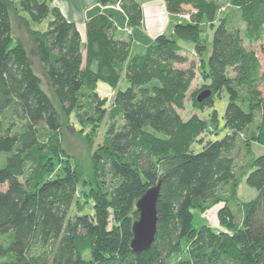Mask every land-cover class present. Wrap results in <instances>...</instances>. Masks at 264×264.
<instances>
[{
  "label": "trees",
  "instance_id": "obj_1",
  "mask_svg": "<svg viewBox=\"0 0 264 264\" xmlns=\"http://www.w3.org/2000/svg\"><path fill=\"white\" fill-rule=\"evenodd\" d=\"M227 1L243 32L230 30L214 0H164L167 12L185 15L187 23L130 59L132 41L116 38L108 16L88 21L83 43L76 26L45 0H0V264H264V156L238 175L234 157L243 138L244 147H264V73L244 46L263 39L264 0ZM97 2H119L127 27L140 25L141 7L133 0ZM13 14L26 26L51 95L13 35ZM202 22L216 25L211 51L200 59L210 97L194 106L212 109L222 92L228 102L226 132L195 151L207 123L179 114L195 79L194 63L181 67L188 58L180 43L194 44L202 56ZM43 23L44 30L31 26ZM98 83L116 91L109 108ZM69 118L84 129L108 121L88 180L63 146ZM210 118L215 126V111ZM242 178L257 193L245 203L236 196ZM158 185L154 241L135 253V204ZM82 198L92 202L91 215L75 211ZM219 204L222 231L195 230L192 211Z\"/></svg>",
  "mask_w": 264,
  "mask_h": 264
},
{
  "label": "rangeland",
  "instance_id": "obj_2",
  "mask_svg": "<svg viewBox=\"0 0 264 264\" xmlns=\"http://www.w3.org/2000/svg\"><path fill=\"white\" fill-rule=\"evenodd\" d=\"M218 6L220 7V11L222 14L219 15V17L227 15L229 27L230 30H239L240 32H243L245 29V24L240 21L239 18V12L236 10L230 8L228 6L227 0H214ZM20 13V12H19ZM25 16V14H21ZM185 16V15H184ZM218 17V18H219ZM185 19L187 20L186 16ZM181 20L183 23H187L186 20ZM46 23H43L41 25H31L32 28L38 29V30H44V25ZM215 27H211L210 25L206 24V22H202L200 24L201 28V34H200V44L202 45V50L205 51L202 56H199L195 52V45L189 44V43H180V46L182 47V54L186 55L188 58V63L181 67H188L189 63H194L195 66V79L191 83L190 89L187 93L186 101L184 103V109L179 112L180 116L183 120H187L192 115H197L201 119L205 120L207 123V129L203 133V135L200 137L199 142L195 145L194 149L195 151L202 149L208 141H213L215 139L221 138L223 134L226 132L223 126V113L225 110V107L227 105L228 99L227 95L225 93H221L218 96H214L213 98V108L212 109H198L194 106V100L197 99L198 95L204 92V89H202V86L208 83L204 82L202 79V68L200 67V59L205 60L210 51H211V44H212V38L213 33L215 30ZM13 35L16 39L20 40L26 47L28 51V55L30 58V61L32 63L33 69L35 73L40 77L42 86L48 92L50 95L51 90L49 88L48 81L44 74L42 73L35 53L34 49L32 47V42L29 38L28 32L26 30V26L24 25L22 19L18 16H15L13 14ZM244 46L253 52H255L258 61L261 65V70L264 73V35L263 39L260 42L257 43H248L244 42ZM127 86L125 83L121 82L118 86L119 89H125ZM261 93L262 97L264 98V82L261 85ZM116 91L112 90L108 85L103 83H98L97 85V93L101 98H106L108 100L105 107L109 108L111 105L112 97L114 96ZM212 111L216 112V124L213 126L211 123V113ZM108 121L105 119L102 121L97 127L95 128H85L80 127V125L73 119L69 118L67 120V123L65 124L64 130H63V136H62V142L63 146L65 147V150L67 153L76 160L85 177V180H88L91 176V155L93 150L102 142L105 130L107 128ZM87 138H89V141L91 142V147L89 146L87 141ZM244 139V138H243ZM243 139L241 140L242 145H240L239 151L234 154L235 162H236V173L240 172L241 166H246L251 159L257 158L259 156H264V147L259 146L257 143H251L249 146L244 147L243 146ZM5 164V154L0 153V168ZM237 199L240 203L249 202L256 198L257 193L256 190L247 186L245 183V178H242L237 186V192H236ZM83 199V198H82ZM80 200L79 206H76L77 214H92L91 210V204L92 202H86V200ZM221 207V204L212 206L210 209L206 210L205 212L201 211H192L193 221L192 225L195 230H199L202 226H209L213 228V226L218 224L217 221V211ZM219 225V224H218ZM187 255L184 254L183 257H186ZM118 264V263H115ZM169 264H173L172 261L169 262Z\"/></svg>",
  "mask_w": 264,
  "mask_h": 264
},
{
  "label": "crops",
  "instance_id": "obj_3",
  "mask_svg": "<svg viewBox=\"0 0 264 264\" xmlns=\"http://www.w3.org/2000/svg\"><path fill=\"white\" fill-rule=\"evenodd\" d=\"M45 1L50 8L58 9L68 22L76 26L83 43L86 40L88 21L100 14L108 16L116 26V38L121 40L129 38L132 41L130 59L144 54L150 46L154 45L157 36L163 35L171 38L174 27L183 23L181 20H184L179 15L169 14L164 0H133L141 7L142 19L140 25L132 29L127 27V17L119 2L101 6L97 0ZM45 27L46 24L44 29ZM212 229L218 232L222 231L218 224Z\"/></svg>",
  "mask_w": 264,
  "mask_h": 264
},
{
  "label": "water",
  "instance_id": "obj_4",
  "mask_svg": "<svg viewBox=\"0 0 264 264\" xmlns=\"http://www.w3.org/2000/svg\"><path fill=\"white\" fill-rule=\"evenodd\" d=\"M209 97L210 91H204L198 95L197 102L200 103ZM158 191L159 185L149 189L135 204L138 219L132 225V239L130 242V248L135 253L148 251L154 241Z\"/></svg>",
  "mask_w": 264,
  "mask_h": 264
},
{
  "label": "built area",
  "instance_id": "obj_5",
  "mask_svg": "<svg viewBox=\"0 0 264 264\" xmlns=\"http://www.w3.org/2000/svg\"><path fill=\"white\" fill-rule=\"evenodd\" d=\"M181 19H185V16L184 15H179Z\"/></svg>",
  "mask_w": 264,
  "mask_h": 264
}]
</instances>
